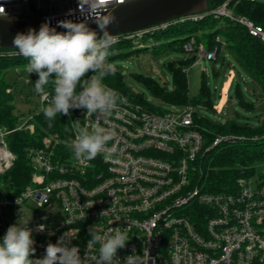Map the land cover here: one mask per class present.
<instances>
[{
	"label": "built area",
	"instance_id": "obj_1",
	"mask_svg": "<svg viewBox=\"0 0 264 264\" xmlns=\"http://www.w3.org/2000/svg\"><path fill=\"white\" fill-rule=\"evenodd\" d=\"M228 1L214 13L244 25L264 45V26L233 13ZM32 6L46 19L81 15L78 0L6 3L7 12L20 18L31 17ZM149 30L123 38L136 37L138 43ZM120 37L114 35L111 44ZM184 49L195 55L196 63L217 59V49L198 46L194 38ZM118 93L126 103H118L105 125L118 132L108 145L115 153L111 159L100 154L91 161L76 160L61 136L50 133L27 147L29 177L24 185H16L9 176L17 156L8 136L15 131L33 133L34 118L48 101L39 95L41 109L23 121L18 116L13 127L0 124V241L21 212L25 218L32 214L29 227L45 225L43 232L33 231V259L42 258L47 244H55L66 233L81 256L87 251L92 264L99 245H88V229L97 224L102 232L129 229L130 240L117 252L121 264L133 248L141 256L149 253V264L153 260L154 264H264V178L240 176L224 190L209 188L198 179L203 177L204 155L229 137L217 135L207 144V129L195 121L196 106L171 104L155 111ZM95 118L85 109L81 125Z\"/></svg>",
	"mask_w": 264,
	"mask_h": 264
},
{
	"label": "trees",
	"instance_id": "obj_2",
	"mask_svg": "<svg viewBox=\"0 0 264 264\" xmlns=\"http://www.w3.org/2000/svg\"><path fill=\"white\" fill-rule=\"evenodd\" d=\"M226 1L228 0H206L205 9L200 13L201 18L181 19L183 17H178L167 22L166 26L158 25L157 28H150L148 32L139 37V44L135 43L136 37L123 38L132 32L121 34L120 39L110 45L108 59L129 56L147 50L154 51L162 44L177 50H185L184 45L193 36L194 39L196 38V45H203L207 50L217 49L216 61L219 59L221 51H223L222 64L226 62L228 55L232 57L233 67L239 66L264 94V45L256 36L250 34L244 25L234 19L214 13V10ZM227 6L236 15H244L255 24L264 26V2L260 0H229ZM198 32L202 33L199 38H197ZM138 45L143 48H139ZM17 51L0 48V124L11 127L15 126L18 121L14 104L16 86L7 82L6 74L10 69L25 70L28 63L27 59L17 54ZM111 51H115L117 54L112 55ZM195 58V55H192L185 60L169 63L173 76L171 88L149 75L139 74L137 77L147 83L153 94L170 104L193 105L198 109L200 106H204L216 112V99L212 96L211 89L207 84H202L196 96L189 95L186 69L194 63ZM37 79L38 75L32 81V91H34V83ZM104 83L121 92L130 100L139 102L151 110H164L146 100L142 94L127 85L124 74L119 69H115L111 75L107 76ZM10 88H13V91H8ZM45 90L52 92L51 85L46 86ZM233 99L239 107L251 112L257 111V105L254 101L247 99L239 80L234 89ZM84 111L83 108L70 109L69 115L58 114L52 127L48 126V121L41 111L34 118L35 130L33 133L15 131L8 136L9 146L17 156L15 166L9 172V176L16 185H24L28 181L27 147L39 143L44 135L50 133H58L65 143L66 139L73 136L71 122L80 120L81 123ZM236 114L238 115V112ZM194 117L196 122L207 129L205 132L207 144H211L217 135L229 137L204 155L203 177H198L200 183L212 189L224 190L234 185L240 176H252L258 173L259 177L264 178L263 173L257 171L258 165L264 164V119L258 125H252L249 122L241 124L235 117L215 122L207 117H200L198 111Z\"/></svg>",
	"mask_w": 264,
	"mask_h": 264
},
{
	"label": "clouds",
	"instance_id": "obj_3",
	"mask_svg": "<svg viewBox=\"0 0 264 264\" xmlns=\"http://www.w3.org/2000/svg\"><path fill=\"white\" fill-rule=\"evenodd\" d=\"M7 2L0 0V20L11 23L13 17L7 12ZM115 4L116 0H78L82 20H59L56 27L46 21L38 31L29 28L27 32H17L12 38L17 54L28 61L25 71L38 75L34 91L48 101L41 111L49 127L53 126L58 114L69 115L70 109L83 108L86 115L95 114L94 122L83 125L80 120L71 122L74 138L66 139L65 147L76 160L91 161L100 154L111 159L115 154L108 145L116 139L117 129L105 125L118 103H126V98L104 83L105 78L115 71L108 60L113 39L108 28L117 22ZM71 14L72 10H69L68 15ZM89 20L97 24L102 36L89 27ZM57 27L66 31L58 32ZM48 85H51L52 92L45 91ZM32 219V214L25 218L20 212L17 222L8 227L0 241V264H89L87 251L81 256L79 247L71 245V238L66 233L55 244H47L42 258H30L36 251L33 231L45 230L43 224L29 227ZM128 231V228L116 227L102 232L97 224L90 226L87 243L99 245L98 255L92 258V264H121L117 252L130 240ZM123 264H149V253L141 256L133 248Z\"/></svg>",
	"mask_w": 264,
	"mask_h": 264
},
{
	"label": "rangeland",
	"instance_id": "obj_4",
	"mask_svg": "<svg viewBox=\"0 0 264 264\" xmlns=\"http://www.w3.org/2000/svg\"><path fill=\"white\" fill-rule=\"evenodd\" d=\"M260 1L264 2V0ZM201 34L198 32L197 38L201 37ZM192 39L193 36L190 37V40ZM194 41L197 42L196 38ZM136 44L139 43L136 42ZM138 47L143 48L139 45ZM111 54L116 55L117 53L111 51ZM192 54V52L177 50L162 44L154 51L147 50L108 60L114 65V69L122 71L127 85L142 94L146 100L153 102L161 109H165L171 104L153 94L147 83L138 78L137 75H149L171 88L173 86V76L169 63L185 60L191 57ZM219 56L217 61L205 58L201 59L199 63H192L187 68L189 95L191 97L196 96L202 84L205 83L210 87L211 94L216 99V112L200 106L199 109L197 108L199 116L207 117L215 122L235 117L241 124L249 122L252 125H258L264 119V94L239 66L233 67L234 60L232 57L228 55L226 62L222 64L223 51L220 52ZM35 78H37L35 73L28 74L20 68L10 69L6 74L7 82L12 86H16L14 89L15 113L19 116L20 121L29 117L34 109H41L40 97L32 91V81ZM238 80L241 82V87L247 99L254 101L257 105L256 112L243 109L234 101V89ZM257 169L258 172H262L264 175V164L258 165ZM256 175L259 176L258 173Z\"/></svg>",
	"mask_w": 264,
	"mask_h": 264
},
{
	"label": "water",
	"instance_id": "obj_5",
	"mask_svg": "<svg viewBox=\"0 0 264 264\" xmlns=\"http://www.w3.org/2000/svg\"><path fill=\"white\" fill-rule=\"evenodd\" d=\"M205 3L206 0H125L114 6L117 22L110 25L108 31L114 36L152 28L178 17L200 14L205 9ZM12 17L11 23L8 20H0V48L17 50L12 44V38L16 33L27 32L29 28L38 31L40 25L46 21L56 27L59 20L71 19L78 22L83 19L81 15L46 19L38 15L34 7L31 17ZM89 27L96 30L100 36L103 35L97 24L91 20H89ZM57 31L66 30L57 27Z\"/></svg>",
	"mask_w": 264,
	"mask_h": 264
}]
</instances>
